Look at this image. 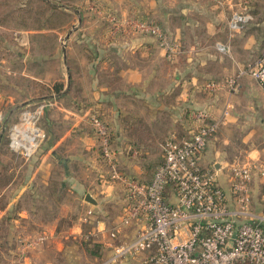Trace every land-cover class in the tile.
I'll return each mask as SVG.
<instances>
[{
	"label": "crops",
	"instance_id": "1",
	"mask_svg": "<svg viewBox=\"0 0 264 264\" xmlns=\"http://www.w3.org/2000/svg\"><path fill=\"white\" fill-rule=\"evenodd\" d=\"M205 1L212 10L207 11L210 22L199 19L204 13L199 3ZM221 1L222 5L216 0H192L190 6L177 9L179 18L197 16L199 20L185 23L174 34L173 43L178 48L172 59L167 58V51L153 35L131 25L96 30L84 24L78 5L66 6V17L74 20L68 21L64 35L66 61L58 44L65 76L62 90L56 98L53 92L44 98L46 95L37 89L28 94L30 102L42 98L40 102L51 104L40 122L45 137L30 159L23 160L21 153L14 155V180L4 188L9 198L0 210V222L19 231L14 241L22 243L16 248L20 264H39L40 254L63 253L76 244H83L86 250V242L108 253L109 243H128L140 228L137 224H120L126 205L125 187L110 178L90 114L98 115L106 125L121 174L143 183L151 180L162 161L163 141L169 136L187 138L202 122H218V129L209 139L200 164L216 172L228 198L226 178L233 163L264 166V91L247 76L234 95L222 88L213 93L205 88L206 83L223 81L238 67L264 54V0ZM244 1L254 20L232 34L227 26L230 13ZM216 4L222 6L221 11L213 12ZM113 5L119 6H105H112L109 10L121 14V19L130 18V23L154 21L160 17L158 13L172 15L162 10L158 0L129 2V6L116 10ZM154 6L160 8L158 13ZM199 28L206 31L201 40L184 37L185 30L195 32ZM220 39L229 45V55L216 50ZM3 70L10 71L5 66ZM38 80L45 84L46 93L52 91L49 86L55 76L46 74ZM15 91L21 96V87L15 86ZM21 108L16 105L9 110V115L16 112L13 122L25 109ZM12 183L15 187L9 191ZM249 195L251 213L264 219V184L254 179ZM62 218L66 220V233L57 234L55 227L62 225ZM261 225L264 228V221ZM31 227L42 232L24 235ZM42 235L41 245L26 246ZM120 235H127L121 243L116 242ZM141 258L136 256V264ZM132 260L128 258L122 264H132Z\"/></svg>",
	"mask_w": 264,
	"mask_h": 264
},
{
	"label": "built area",
	"instance_id": "2",
	"mask_svg": "<svg viewBox=\"0 0 264 264\" xmlns=\"http://www.w3.org/2000/svg\"><path fill=\"white\" fill-rule=\"evenodd\" d=\"M216 2L222 5L221 0ZM247 2L230 13L228 30L238 33L252 22ZM138 31L156 37L172 59L178 44L171 42L153 21H131ZM216 50L229 55V45L216 43ZM250 77L264 91V54L223 81L205 84L209 92L220 88L237 94L243 77ZM50 102H40L21 111L10 128V147L26 159L38 150L45 135L38 126ZM201 120L205 115L198 114ZM101 157L110 178L125 187L126 205L120 224L140 226L123 245L109 243L111 256L100 264H112L142 255L138 264H264V228L250 211L249 185L254 173L264 182V166L233 163L228 168L230 198L218 183L216 172L200 164L218 122H202L187 138L167 137L162 144V161L151 180L143 183L119 171L109 132L96 114H90ZM39 237L35 243H42ZM26 246H29L26 244Z\"/></svg>",
	"mask_w": 264,
	"mask_h": 264
},
{
	"label": "rangeland",
	"instance_id": "3",
	"mask_svg": "<svg viewBox=\"0 0 264 264\" xmlns=\"http://www.w3.org/2000/svg\"><path fill=\"white\" fill-rule=\"evenodd\" d=\"M8 1L12 2L14 0H0V13L6 11L7 15L9 7L6 6L3 8L2 5ZM136 1L138 4L141 3V0H17L13 3H7V5L12 8L20 7V5L28 7L27 10L31 11L34 19L30 20V18H28L29 20H26L29 29L12 28V20H4V17L0 14V134H2L0 140V210L5 207L9 198V193H7L8 195L5 194L4 188L14 180V164L15 161H17L14 155H18V152H15L10 147V128L16 123L13 122L16 112L9 115V110L13 109L16 105H18V108L23 105L21 109H24L40 102L42 98L33 99L31 102L29 101L28 94L31 90L37 89L40 94L46 95L44 98H47L49 93L52 92L54 98H56V95L62 90L65 76L62 77V54L59 50L58 44H61V47L62 45H65L66 41H64V35L66 33V25L68 24V21L74 20L72 19V16L66 17V6L70 5L76 7L78 5L84 15L83 19L85 25L95 28L96 30L98 28H104L106 30L107 28H114L118 25V28L126 27L131 25V23L130 18L121 19V14H115L117 12L114 13L113 11H110L112 6H109V10L105 5L117 3L119 6L113 5L116 10L118 7L123 9V6H129V2L134 4ZM191 1L192 0H158L160 6H162V10L166 14L172 13V15L169 14L170 16H162L163 13L161 12L160 15L158 13L160 8L154 6L155 8L153 10L155 12L157 11L160 17L156 18L157 20L153 18V22L161 29V31L165 32L164 34L168 36V39L171 42H173L176 37L174 34H177V32L180 31L181 26H184L185 23L191 24L194 20L198 21L199 19L204 22L211 21V14L209 12L207 13V11L209 10L212 13V10L211 7L209 8V5H207V1L199 3L204 11L199 19L197 16H190L188 19L179 18L177 9L182 6H190ZM214 6L215 10H213V12L222 10V6L218 4ZM155 12L152 13L156 14ZM203 29L204 28H199L195 32L188 29L185 30L186 34L183 33V35L187 40H191L193 36L198 37V39L201 40V37L206 35L204 34L206 31ZM217 43H222L221 39ZM4 66L6 69L10 70L9 73L3 70ZM46 74L55 76L54 84L49 86V88H52V91L49 90L48 93H46L45 84L38 80L42 79ZM1 81H7V84L4 85ZM15 86L21 87V96L17 94L18 91H15ZM65 99L66 98H64V101ZM22 102L24 103L22 104ZM45 110L38 121V126L42 131L43 129L40 126V122ZM205 151L206 150H204V152ZM22 158L23 160H26L23 155ZM150 165L152 168L154 163L152 162ZM105 166L108 169L106 163ZM227 173L229 174V172ZM226 179L229 182V178ZM254 179H257V181H261V184H264L263 180L257 173H254L252 181ZM14 187L15 183H12L9 191H12ZM64 219L65 218H62L61 220L62 225L55 227V231L53 230L55 233H66V220ZM34 230L35 227L29 228L24 235L36 236L42 232V230H39L38 228L37 231ZM137 231H135L134 235ZM43 232L47 231L44 230ZM17 234H19V231L15 230L14 227L6 225L4 222H0V264H20L18 255L16 254V248L18 249L22 243H20L19 240L14 241V237L17 236ZM125 236L121 237L120 235L116 242L120 241L119 243H121V241L125 239ZM39 237L44 236L42 235ZM25 244L29 245V247L41 245V243L35 242ZM113 244L118 245V243ZM87 251L83 244H76L73 246L72 250L63 253H42L39 255L38 261L39 264H100L101 262L108 260L111 256L110 248L108 249V253L97 251L95 247L91 246L89 247V251ZM132 258V264H136V256ZM127 259L128 258L112 264H122Z\"/></svg>",
	"mask_w": 264,
	"mask_h": 264
},
{
	"label": "trees",
	"instance_id": "4",
	"mask_svg": "<svg viewBox=\"0 0 264 264\" xmlns=\"http://www.w3.org/2000/svg\"><path fill=\"white\" fill-rule=\"evenodd\" d=\"M16 1L17 0H14L12 2L8 1V2L13 3V2H16ZM7 3L2 5L3 8L6 7V6L9 7L7 15H6V11H2L0 13L2 15V17H4L3 19L4 20L5 19H11L12 20V26H11L12 28L15 27V28H26V29H29L28 28V23H26L27 22L26 20L28 18H30V20L34 19V18L32 17L31 11L27 10L28 7H24V6L20 5V7L12 8L11 6L7 5ZM85 245H87L86 251L87 250L89 251V247L90 246L91 247H95V249L97 251H100L99 248L97 247V245H93V243L90 244V242H86Z\"/></svg>",
	"mask_w": 264,
	"mask_h": 264
},
{
	"label": "water",
	"instance_id": "5",
	"mask_svg": "<svg viewBox=\"0 0 264 264\" xmlns=\"http://www.w3.org/2000/svg\"><path fill=\"white\" fill-rule=\"evenodd\" d=\"M65 40H66V38H65ZM64 40V41H65ZM61 50H62V54H63V59H65V45H62V48H61ZM23 105H21V107H22ZM1 137H2V134H0V140H1ZM90 201V200H89Z\"/></svg>",
	"mask_w": 264,
	"mask_h": 264
}]
</instances>
